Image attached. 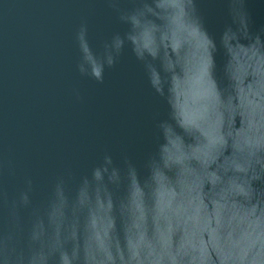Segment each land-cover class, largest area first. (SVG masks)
I'll use <instances>...</instances> for the list:
<instances>
[{"label":"water","instance_id":"1","mask_svg":"<svg viewBox=\"0 0 264 264\" xmlns=\"http://www.w3.org/2000/svg\"><path fill=\"white\" fill-rule=\"evenodd\" d=\"M0 264H264V0H0Z\"/></svg>","mask_w":264,"mask_h":264}]
</instances>
